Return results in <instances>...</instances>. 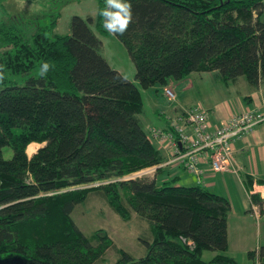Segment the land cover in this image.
<instances>
[{
	"label": "trees",
	"instance_id": "obj_1",
	"mask_svg": "<svg viewBox=\"0 0 264 264\" xmlns=\"http://www.w3.org/2000/svg\"><path fill=\"white\" fill-rule=\"evenodd\" d=\"M127 2L132 20L123 35L103 27L105 0L94 18L73 17L66 36L50 37L58 17L0 22V264H97L111 248L114 264H237L225 254L226 198L177 179L125 180L167 158L139 120V89L101 56L91 26L123 44L142 89L193 73L222 83L243 78L257 88L264 80L263 0ZM31 144L40 149L29 157ZM91 195L123 221L135 215L150 224L142 258L119 250L103 231L81 232L71 216ZM251 199L262 212L260 198ZM205 252L215 255L205 262ZM247 256L264 264V247Z\"/></svg>",
	"mask_w": 264,
	"mask_h": 264
},
{
	"label": "rangeland",
	"instance_id": "obj_2",
	"mask_svg": "<svg viewBox=\"0 0 264 264\" xmlns=\"http://www.w3.org/2000/svg\"><path fill=\"white\" fill-rule=\"evenodd\" d=\"M99 1L0 0V22L8 16H19L26 20L39 18L44 19L45 22L51 21V18L58 17L57 26L50 37L66 36L70 34V25L73 17L87 19L88 17L94 18L97 15ZM91 29L102 43L101 56L113 70H121L124 77L131 80L139 89L143 101V113L139 116V120L144 131L150 135L154 128L162 124L157 112H163L167 103L163 88L156 86L150 89H142L137 82L133 81L135 67L123 44L111 33L102 36L96 32L94 26H91ZM12 80L21 84L23 82L21 77H13ZM171 89L173 90V88ZM227 89L231 91V94H228L229 90L227 91ZM231 89H233V86L226 88L214 75L205 74L203 81H196L194 87L187 90L186 99L189 100L194 97L196 100H200L201 108L207 111V108L211 109L223 100L227 101V95H234V91ZM173 91L176 94L175 90ZM238 91L240 94H244V89L241 86L238 87ZM34 145V153H36L40 146ZM11 155L9 149L4 153L6 159H9ZM168 167L174 169L176 166L170 165ZM147 170L126 177L125 180L136 178L153 179L156 177V171ZM173 174L179 176L177 185L191 187L193 184L190 181L189 174L181 168H177L174 173L166 170L157 180L162 182L165 176L168 180ZM71 217L81 232L87 237H90L96 231H103L108 234L115 247L130 254L135 260L142 258L146 254L144 243L152 241V231L150 224L146 220L132 215L130 220L123 221L112 212L102 199L94 195H91L87 202L79 205ZM238 222L236 217L230 220V248L225 254L234 258L237 264H258L257 259L255 261L250 260L247 254L252 249L257 248L256 251H258L259 248L264 247V220L261 222L248 220L246 224L242 225ZM240 236L244 237L243 243H238ZM115 252L114 248L107 250L103 261L97 264H114L118 258ZM214 255L215 253L205 252L203 260L208 262Z\"/></svg>",
	"mask_w": 264,
	"mask_h": 264
},
{
	"label": "crops",
	"instance_id": "obj_3",
	"mask_svg": "<svg viewBox=\"0 0 264 264\" xmlns=\"http://www.w3.org/2000/svg\"><path fill=\"white\" fill-rule=\"evenodd\" d=\"M117 71L123 75L121 70ZM205 74L209 75V73H193L185 80L181 82H172L165 87H170L175 90L176 101L169 102L167 100L164 111L157 112V116L160 117L162 124L153 130L167 131L170 122L179 114L192 107H201L200 100H196L194 97L187 100L186 92L188 89L194 87L196 81H203ZM222 84H224L226 88L233 86L231 90L234 91V95H227V101L223 100L213 106V108H207L208 123L211 130L218 127L222 122L228 121L232 116L250 109L262 110L264 113V80L261 81L257 88L249 87L243 78L235 82ZM240 86L244 89V94H240L238 91V87ZM228 90L229 89H227V91ZM228 94H231L230 90ZM153 144L163 153L165 158L168 159L170 157L169 145L159 143L158 141L153 142ZM233 152L232 166L235 173L228 171L224 173H213L210 170L208 161H203L201 166L204 170V175L202 176V183L200 184L210 192L226 198L230 203L231 211L228 217V250L230 248L229 223L231 218L236 217L239 221L238 223H241L240 225L246 224L248 220H254L256 222L264 220V184L259 183V181L264 179V123L256 127L252 133L245 138L235 141L233 144ZM177 168L178 167L170 169L166 167L156 178L159 179V176L166 170L170 173H174ZM188 176H190V181L193 183L191 187L199 185L195 176L190 174ZM170 179L179 180V176L173 174ZM162 180H167L166 176ZM252 195H257L260 198L263 205L262 212L259 209V205L252 201ZM240 242H244V237H239L238 243ZM256 249H252L249 252L256 251Z\"/></svg>",
	"mask_w": 264,
	"mask_h": 264
},
{
	"label": "built area",
	"instance_id": "obj_4",
	"mask_svg": "<svg viewBox=\"0 0 264 264\" xmlns=\"http://www.w3.org/2000/svg\"><path fill=\"white\" fill-rule=\"evenodd\" d=\"M164 94L169 102L176 101V94L171 88H164ZM263 123L264 113L250 109L211 130L207 111L201 107L189 108L170 122L167 131L150 132L152 142L169 145L170 157L163 165L147 171L174 165L195 176L199 185L204 175L203 161H208L213 173H235L232 166L234 142L245 138Z\"/></svg>",
	"mask_w": 264,
	"mask_h": 264
},
{
	"label": "clouds",
	"instance_id": "obj_5",
	"mask_svg": "<svg viewBox=\"0 0 264 264\" xmlns=\"http://www.w3.org/2000/svg\"><path fill=\"white\" fill-rule=\"evenodd\" d=\"M131 4L127 0H106V8L100 15L104 18L103 27L113 34L123 35L132 20ZM49 69L48 64H44L41 75ZM3 79L2 69H0V80Z\"/></svg>",
	"mask_w": 264,
	"mask_h": 264
},
{
	"label": "bare ground",
	"instance_id": "obj_6",
	"mask_svg": "<svg viewBox=\"0 0 264 264\" xmlns=\"http://www.w3.org/2000/svg\"><path fill=\"white\" fill-rule=\"evenodd\" d=\"M34 147L35 145L34 144H31L27 147V150H26V154L31 157L32 155H34Z\"/></svg>",
	"mask_w": 264,
	"mask_h": 264
}]
</instances>
